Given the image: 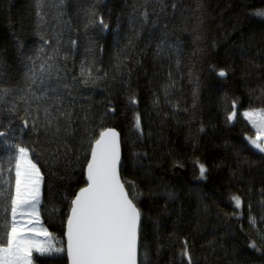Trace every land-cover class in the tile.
Returning a JSON list of instances; mask_svg holds the SVG:
<instances>
[{"label":"trees","instance_id":"1","mask_svg":"<svg viewBox=\"0 0 264 264\" xmlns=\"http://www.w3.org/2000/svg\"><path fill=\"white\" fill-rule=\"evenodd\" d=\"M43 2L49 6L41 10L37 7L41 0H0V93L25 86L26 57L43 56L41 35L52 39L59 34L65 52L71 49V40L77 41L73 58L67 62L69 74L77 76L82 62L91 63L92 53L87 49L89 39L94 41L100 70L94 75L103 79L94 88L81 89L91 99L81 98L79 103L85 111L91 104L90 126L97 135L101 127H113L120 133L122 178L130 195L135 194L131 182L142 193L138 200L144 213L140 264H181L186 237L194 240L196 264H264V251L248 246L255 242L264 249V154L247 144L245 137L254 136L255 130L240 115L264 107V19L253 14L264 9V0H176L180 11L166 22L171 39L181 48L179 68L175 55L155 59L159 38L154 36L149 42L148 34L156 30L147 26L141 32L139 24L130 25L133 6L144 0H64L62 19L52 7L59 0ZM93 6L110 24L108 32L86 30L87 10ZM198 34L200 40H196ZM129 40L133 46H128ZM209 63L225 69L228 76L209 74ZM189 69L200 77L198 86L189 82ZM169 72L176 83L166 99L163 88ZM129 85L138 105L128 101ZM157 98L158 105L154 104ZM233 99L237 115L230 125L227 116ZM109 101L116 111L105 115ZM136 113L141 117L142 136L135 128ZM76 114L81 119L84 115L79 105ZM81 135L82 130L77 131L75 140H69L73 151L58 163L37 145L43 153L35 157L44 175L42 220L57 240H63L65 197L72 198L84 186ZM174 159L182 160L184 167L174 169ZM7 160L6 147L0 143L4 178ZM197 160L209 169L206 181L198 179ZM165 189L176 193L175 201H168ZM232 196L241 199L239 209ZM250 217L256 218L255 227ZM34 260L35 264H66L64 254H34Z\"/></svg>","mask_w":264,"mask_h":264},{"label":"snow or ice","instance_id":"2","mask_svg":"<svg viewBox=\"0 0 264 264\" xmlns=\"http://www.w3.org/2000/svg\"><path fill=\"white\" fill-rule=\"evenodd\" d=\"M48 6L43 0L37 5L41 10ZM52 7L57 10V18L62 19L64 0H59ZM133 9L130 25L134 27L139 24L141 32L147 26L156 30L148 34L149 42L154 36L159 38L155 45V59H171L175 55V64L179 68L181 48L178 42L171 39L166 22L170 15L174 16L180 11L176 0H144L134 5ZM37 14L41 15L39 12ZM183 14L181 11V16ZM253 14L264 19V9L256 10ZM43 19L41 15V21ZM87 28H93L97 34L110 30V24L96 11L95 6L87 10ZM139 38L140 33H137ZM201 38L199 34L196 36V40ZM40 39L43 41L40 49L43 56L26 57L28 71L25 74V86L0 93V143L5 145L8 152L7 178H4L5 169L0 165V264H35L34 253L39 256L64 254L66 264H140L144 213L138 200L142 193L135 191V182H131L135 194L130 195L122 178L124 164L120 133L113 127H101L97 135L95 128L90 126L91 104L85 111V105L79 103L81 98L91 99L90 96L85 97L81 89L94 88L103 79L94 75L100 71L96 67L95 43L89 39L87 50L92 53L91 63L82 62L77 76L69 74L71 70L67 63L73 58L77 41L71 40V49L65 52L59 34L52 39L41 35ZM128 46H133L131 40ZM207 71L220 78L228 76L225 69H217L212 63H209ZM188 76L192 78L190 83L195 81L199 85L200 77L194 74L193 69H189ZM168 78L163 88L166 99L176 83L171 72ZM129 89V103L138 105L137 94L131 90L130 85ZM197 97L198 87L193 91V108H196ZM154 104H159L158 98ZM78 105L84 111L82 119L76 114ZM110 105L109 101L105 115L116 111ZM236 109L237 101L233 99L228 121L235 119ZM183 111L189 110L185 108ZM192 116L194 118L195 113ZM243 117L255 129L254 136L245 137L247 144L264 154V107L250 108L243 112ZM135 128L142 136L139 113L135 115ZM81 130L79 150L85 161L82 178L84 186L74 192L72 198L65 197L68 199V207L63 219L64 239L58 241L42 220L44 175L35 157L43 153L37 149V145L55 158L54 163H58L73 151L69 140H75L77 131ZM200 131H204L203 126ZM261 158L264 159V156ZM76 159L79 161L80 156ZM195 164L199 171L198 179L208 180L209 169L205 164L199 160ZM172 166L174 169L183 168L184 163L174 159ZM163 194L170 202L176 199L174 191L165 189ZM231 199L235 208L242 206L238 196H232ZM249 223L255 227L256 218L250 217ZM154 224L158 227L159 220L154 221ZM173 235L177 234L174 232ZM261 240L264 242V235ZM193 246L194 240L189 241L187 237L183 240L181 264L184 261L186 264H196L192 255ZM248 246L258 252L264 251L255 242H250Z\"/></svg>","mask_w":264,"mask_h":264},{"label":"rangeland","instance_id":"3","mask_svg":"<svg viewBox=\"0 0 264 264\" xmlns=\"http://www.w3.org/2000/svg\"><path fill=\"white\" fill-rule=\"evenodd\" d=\"M240 115H241L242 118H244V117H243V112H241ZM244 119H245V118H244ZM247 121H248V120H247ZM248 122H249V121H248ZM249 124H250V123H249ZM250 125H251V124H250ZM251 126H252V125H251ZM252 128H253V127H252ZM253 130H255V129L253 128ZM58 241H59V240H58ZM34 254H38V253H34Z\"/></svg>","mask_w":264,"mask_h":264},{"label":"water","instance_id":"4","mask_svg":"<svg viewBox=\"0 0 264 264\" xmlns=\"http://www.w3.org/2000/svg\"><path fill=\"white\" fill-rule=\"evenodd\" d=\"M234 121H235V119L232 120V121H229L230 125H232V124L234 123ZM116 131H117V130H116ZM63 239H64V237H63ZM65 257H66V255H65Z\"/></svg>","mask_w":264,"mask_h":264}]
</instances>
